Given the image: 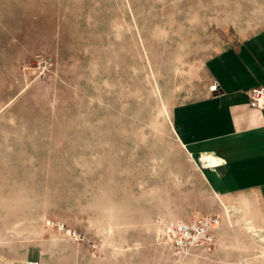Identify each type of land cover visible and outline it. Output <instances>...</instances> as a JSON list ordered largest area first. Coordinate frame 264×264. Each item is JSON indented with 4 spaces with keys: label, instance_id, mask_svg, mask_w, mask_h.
Instances as JSON below:
<instances>
[{
    "label": "rangeland",
    "instance_id": "obj_1",
    "mask_svg": "<svg viewBox=\"0 0 264 264\" xmlns=\"http://www.w3.org/2000/svg\"><path fill=\"white\" fill-rule=\"evenodd\" d=\"M262 29L264 0H0V264H201L163 225L230 224L173 108ZM222 197L241 219L243 196ZM243 239L239 259L264 264Z\"/></svg>",
    "mask_w": 264,
    "mask_h": 264
},
{
    "label": "crops",
    "instance_id": "obj_2",
    "mask_svg": "<svg viewBox=\"0 0 264 264\" xmlns=\"http://www.w3.org/2000/svg\"><path fill=\"white\" fill-rule=\"evenodd\" d=\"M208 70L217 89L176 105L173 127L210 188L221 197L229 226L243 233H237L238 243H232L223 221L214 261L200 263L248 264L238 257L246 235L264 261L258 237L247 228L251 224L264 234V110L249 104L251 89L264 85V29L221 49L209 60ZM235 194L242 195L247 205L236 222L231 214L240 209L222 197Z\"/></svg>",
    "mask_w": 264,
    "mask_h": 264
},
{
    "label": "built area",
    "instance_id": "obj_3",
    "mask_svg": "<svg viewBox=\"0 0 264 264\" xmlns=\"http://www.w3.org/2000/svg\"><path fill=\"white\" fill-rule=\"evenodd\" d=\"M218 85L213 86L217 89ZM249 104L264 110V85L251 89ZM222 224L218 216L194 214L184 221L165 223L161 240L181 259H212L218 245ZM25 264H42L40 259H28Z\"/></svg>",
    "mask_w": 264,
    "mask_h": 264
},
{
    "label": "bare ground",
    "instance_id": "obj_4",
    "mask_svg": "<svg viewBox=\"0 0 264 264\" xmlns=\"http://www.w3.org/2000/svg\"><path fill=\"white\" fill-rule=\"evenodd\" d=\"M247 228L249 229V231H251V233H253L256 237H258L259 244L261 246L262 251L264 252V234L261 233L260 231L256 230V229H254V227L251 224H248Z\"/></svg>",
    "mask_w": 264,
    "mask_h": 264
}]
</instances>
